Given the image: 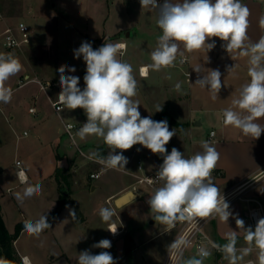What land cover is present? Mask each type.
<instances>
[{
    "label": "crops",
    "instance_id": "0c3cea01",
    "mask_svg": "<svg viewBox=\"0 0 264 264\" xmlns=\"http://www.w3.org/2000/svg\"><path fill=\"white\" fill-rule=\"evenodd\" d=\"M89 1L102 5L100 13H96L97 6L86 8L83 14L78 10L73 11L71 19L62 30L57 18L25 17L21 0H0V11L5 16L4 21L0 22V37L7 27L19 23L26 24L32 36L31 43L20 49L5 48L3 40L0 45V53H12L23 65L22 71L7 82V86L13 90L11 101L7 104L0 103V205L9 232L13 233L16 225L26 220L35 221L41 215L48 219L56 209L62 193V186L55 177L57 167L66 168L71 175L70 187L62 184L66 189L70 188L67 203L53 217L50 228L38 237L22 231L15 241L19 256L29 257L32 264H51V259L63 257L64 249L60 251L54 243L70 239L64 225L71 216L70 212L78 207L79 216L86 222L101 219L99 208L103 202L99 206V201L95 198H105V203L115 211L111 221L100 222L106 239L122 236V233H126V228L131 232L126 233L130 242L132 239L154 237L147 234V230L139 229L146 220L149 226L154 225L153 214L147 203L152 194L148 188L141 186L138 192H134L137 197L120 208L115 205V200L131 192V186L137 176L141 175L137 167L139 158L144 165V172L149 173L159 170L163 156L153 154L137 144L122 152L128 160L125 170L108 169L89 159L93 152L107 156L111 151L102 139L89 136L81 140L75 135L74 142H70L63 130L66 123L77 124L78 129L82 127L87 122L84 110L63 108L57 112L52 105L61 91L58 71L61 66H66L65 75L80 78L78 86L81 90L85 87L83 77L86 74V63L82 56L77 59L74 54L83 42L90 43L93 49L110 42L126 44L124 55L118 58L133 67L138 87L133 99L140 103L141 116L151 117L155 121L166 120L169 130L175 129L176 135L166 145L168 153L175 147L185 157H190L203 151L200 143L202 140L209 141L216 148L219 160L211 178L229 204L232 216L227 223L219 217L210 218L204 224V230L220 245L227 242L229 233L237 231L236 247H247L244 231L237 227L236 219L244 221L245 229L252 228L247 212L255 203L250 200H257L264 207V132L258 139H253L243 135L239 129L222 123L223 110L232 107V100L238 98L241 85L250 80L247 58L240 57L238 53L229 54L223 47L225 42L213 37L207 41H215V47L211 51L185 52V57L189 59L187 65L178 66L176 62L175 67L161 71L149 70L146 77H141L139 69L152 62L150 53L156 47L157 37L162 34L156 24L158 10L141 8L139 0ZM242 3L250 10L247 35L250 41H258L264 36V29L259 25V19L264 15V0H242ZM230 55L235 58L232 59ZM234 66V70L228 72ZM70 67H74L76 71H67ZM196 68L201 71L196 72ZM208 69L219 70L221 73L222 87L215 100L207 89L195 84ZM185 71L191 73L189 81ZM34 79L47 84V88L42 90V84ZM177 83L181 84L180 91L175 89ZM157 105L162 106V111H156ZM32 107L36 108L35 113L30 112ZM258 122L264 124V119ZM18 128L23 129V132L15 137L17 144L14 146L13 137ZM212 131H215V136L210 138ZM24 132H28V135L25 136ZM24 139V144L19 145ZM116 151L119 154L122 150ZM10 152L15 156L12 165L6 161ZM17 161H21L26 172L27 184L20 183L16 177L19 169ZM98 171H102L100 178H91V174ZM6 173L13 183L3 189L1 183ZM36 184L41 185L39 194L24 198L23 201L16 198V194H22L25 187ZM73 190L79 191L78 201L73 199ZM87 190L90 191L91 198L86 197ZM84 197L87 199L86 204L83 202ZM10 198L12 202L9 201ZM111 224H115L120 230L119 235L110 233L108 227ZM179 232L180 229L176 226L171 232L165 233L164 226L160 224L159 233L155 237H164L168 246ZM55 250L60 255L47 260L49 254H56ZM211 252L216 264H228L222 252ZM256 256L257 252L253 249L239 264L249 260L258 263Z\"/></svg>",
    "mask_w": 264,
    "mask_h": 264
},
{
    "label": "clouds",
    "instance_id": "9594fccd",
    "mask_svg": "<svg viewBox=\"0 0 264 264\" xmlns=\"http://www.w3.org/2000/svg\"><path fill=\"white\" fill-rule=\"evenodd\" d=\"M139 2L141 8L158 10L156 24L162 33L150 53L152 62L140 68V76L146 77L149 70L175 67L178 56L179 63L183 64L185 52L211 51L215 41H207L213 37L219 38L225 42L223 47L229 54L238 53L240 57L247 58V74L250 77L248 82L241 85L238 98L232 100V107L223 110L222 123L239 129L245 136L258 139L264 132V124L258 122L264 119V36L258 41H250L247 35L249 8L242 0H163L162 4H158L157 0ZM259 25L264 29V15L260 17ZM126 47L125 43L110 42L93 49L90 43L83 42L74 53L75 58L82 56L86 63L83 90L78 86V76L65 75L66 66L59 68V103L64 109H83L87 116V122L75 135L81 140L89 136L103 140L111 151L107 156L93 152L89 159L108 169L125 170L128 160L122 152L137 144L163 156V163L156 174V179L162 184L154 189L147 203L152 218L164 226L165 233L171 232L177 224H186L189 229H194L200 220L206 218L219 217L227 223L232 216L230 206L211 178L219 152L206 140L200 142L203 151L190 157H185L175 147L170 153L167 152L166 145L176 135L175 129L170 131L166 120L155 121L151 117L141 116L140 103L133 99L138 92L133 67L118 58L124 55ZM234 68L230 67L228 72ZM22 69L23 65L12 53H0V103L11 101L13 90L7 86V82ZM194 70L198 73L201 71L199 68ZM67 71L75 72L76 69L70 67ZM195 84L207 89L215 100L222 87L221 73L208 69ZM175 89L180 91L181 84L177 83ZM156 111H162V106L157 105ZM117 149L122 151L117 154ZM16 177L22 184H27L28 178L23 169L16 173ZM40 192L41 185H28L22 194H16V198L23 201ZM70 215L74 219L75 211L72 210ZM99 215L107 223L115 211L105 207L100 209ZM236 225L244 231L247 247H236L237 231L229 233L223 245L213 243L212 247L223 253L228 264H239L244 256L255 249L256 261L264 264V218L258 220L254 230L251 227L245 229L242 219H236ZM48 228L50 224L45 215L35 221L24 222V230L32 236L38 237ZM109 231L116 234L117 228ZM191 234L190 230H186L167 246L172 264H204L205 258L210 255L207 247L200 246L195 256L184 258V250L192 243ZM93 247L109 249L111 241L102 239ZM77 261L78 264H116L108 251L91 254L85 250L78 255ZM0 264L11 262L0 258ZM22 264L32 262L25 256L22 257ZM248 264L256 262L250 260Z\"/></svg>",
    "mask_w": 264,
    "mask_h": 264
},
{
    "label": "rangeland",
    "instance_id": "374dc122",
    "mask_svg": "<svg viewBox=\"0 0 264 264\" xmlns=\"http://www.w3.org/2000/svg\"><path fill=\"white\" fill-rule=\"evenodd\" d=\"M23 5V14L25 17L29 18H47V17H54L57 18L60 22L61 29L63 30L64 26L67 24L66 22L69 21L71 18V14L73 11H81L83 14L85 9L88 7L97 6L96 13H100V9L102 7L101 4H97L96 1H89V0H21ZM84 16V15H83ZM69 17V19H66ZM2 37H0V45H2ZM86 115V114H85ZM87 118V116H86ZM162 119H165V116H162ZM77 125V124H76ZM23 129L18 128L15 136L13 137V144L14 146L17 144L16 136L19 133H22ZM26 139L19 142V145L24 144ZM77 141V137H76ZM69 142V141H68ZM67 142V143H68ZM70 142L72 140L70 139ZM6 161L9 165L14 164L15 156L12 152H10V156L6 157ZM3 182L1 183V187L6 189L12 185V178H10L7 173L4 175ZM3 191V190H2ZM1 191V192H2ZM73 199L74 201H78L80 199L79 191L73 190ZM90 191H86V197L91 198ZM7 196V193H6ZM84 197L85 204L87 203V199ZM8 197H6L7 199ZM94 199V198H92ZM99 201V206L101 208H105L109 206L105 203V198ZM12 202L11 198L9 199ZM74 209V208H73ZM79 208H75L76 217L74 220L73 217L69 214L67 217L68 220L65 222L66 232L68 233L70 239L66 242L61 241L54 243L55 246L60 248V251L64 249V256L56 259H51V264H71L74 262L78 264L77 258L78 255L87 250L91 254H99L101 251H108L111 253L113 258L116 260V264H163L164 258L166 255V247H167V240L164 237H155L157 233H159L160 224L156 223L154 220L153 224L149 226V222L146 220L140 227V230H147L146 233L153 235V238H138L132 239V242L129 240V235H126L128 228H126V233H122V236L117 238H107L111 241V247L109 249H101L93 247L94 244L98 243L102 239H106L104 233L101 230L100 222L101 219L88 220L87 222L83 220L81 216H79ZM53 217H48L47 222L51 224ZM63 225V224H62ZM180 229V224H177ZM149 227H151L149 229ZM15 231V230H14ZM56 251V250H55ZM210 255L205 258L204 264H216L214 259L213 253L209 250ZM62 254V253H61ZM58 250L56 254L52 253L49 254L47 260L51 257L59 256ZM196 255V252L193 247L189 248L185 258H191Z\"/></svg>",
    "mask_w": 264,
    "mask_h": 264
},
{
    "label": "built area",
    "instance_id": "2783aa9c",
    "mask_svg": "<svg viewBox=\"0 0 264 264\" xmlns=\"http://www.w3.org/2000/svg\"><path fill=\"white\" fill-rule=\"evenodd\" d=\"M158 4H162L163 1L162 0H157ZM5 16L4 14L0 11V22L4 21ZM2 39H3V45L5 48L9 49V50H15V49H20L23 46L30 44L32 41V36H31V31L29 30V28L27 27L26 24L24 23H19L18 25L15 26H10L7 27L6 30L2 33ZM180 57L178 56L177 58V65L178 66H185L189 63V59L187 57H185V62L183 64L179 63ZM140 71V69H139ZM185 76L187 78V80L189 81L191 78V73L189 71H185ZM34 81L38 82L39 84H42L40 80L38 79H34ZM47 84H42V90H45L47 88ZM54 109L59 112L63 109V105H61L59 103V100L57 98L56 101H54L52 103ZM30 112L35 113L36 112V108L32 107L30 109ZM78 129V126L74 123H66L64 125L63 130L67 133V135L69 136V138L74 142L75 139V133L76 130ZM24 135H28V132H24ZM215 136V131H212L210 134V138H213ZM137 167L139 172L141 173V175L137 176L134 184L131 186V191L133 192H138V190L140 189L141 186H144L146 188H148L151 192L154 191L155 188L160 187L162 182L156 179V174L158 171L156 172H149L146 173L144 172V165L142 163V160L139 158L137 161ZM16 165L18 166V171H20L22 168V163L21 161H17ZM24 170V169H23ZM25 171V170H24ZM26 173V172H25ZM102 174V171H98V172H94L91 174V178L94 179H98L100 178ZM19 180V179H18ZM20 182V181H19ZM21 183V182H20ZM11 190H9L10 192ZM249 201V200H248ZM253 201L255 204L253 206H251L248 209L247 212V218L251 223L252 229H255V226L258 222L259 219L264 218V207L263 205L257 201V200H250ZM210 218H206L203 220L199 221V224L194 228V229H189V226H187L186 224H180V233L186 231V230H190L191 231V245L184 250V258L186 256V253L188 251L189 248L193 247L195 252L197 253V249L200 246H205L207 247L208 250H212L216 253H221L219 250H217L216 248L212 247L214 242L206 233L204 230V224L206 223L207 220H209ZM115 226V224H111L108 228L109 230H112V227ZM120 231V230H119ZM111 233V232H110ZM121 232L116 233V234H112V235H119ZM217 244V243H216ZM250 261V260H249ZM249 261L244 262L243 264H248ZM253 261V260H251ZM255 262V261H254ZM163 264H172L171 259L168 255V252H166L165 258H164V262ZM256 264H258L256 262Z\"/></svg>",
    "mask_w": 264,
    "mask_h": 264
},
{
    "label": "trees",
    "instance_id": "16d2710c",
    "mask_svg": "<svg viewBox=\"0 0 264 264\" xmlns=\"http://www.w3.org/2000/svg\"><path fill=\"white\" fill-rule=\"evenodd\" d=\"M176 125L180 126L179 123L174 122ZM57 182L62 186L61 195L58 199L56 209L50 214V217H55L59 214L62 208L65 206L68 200V193H70V188L66 189L65 186L70 187L71 175L67 173V169L63 167H57L55 174ZM64 184V185H62ZM24 230V222L16 225L15 231L10 233L6 227L5 221L3 219L1 205H0V258H4L11 262V264H22V258L19 256L17 249L15 247V241L19 238L20 234Z\"/></svg>",
    "mask_w": 264,
    "mask_h": 264
},
{
    "label": "water",
    "instance_id": "95a60500",
    "mask_svg": "<svg viewBox=\"0 0 264 264\" xmlns=\"http://www.w3.org/2000/svg\"><path fill=\"white\" fill-rule=\"evenodd\" d=\"M99 43H101V42H99ZM136 197H137V195L133 191H131V192H129V193L117 198L115 200V205L118 208H120V207L124 206L125 204H127V203L131 202L132 200H134Z\"/></svg>",
    "mask_w": 264,
    "mask_h": 264
},
{
    "label": "bare ground",
    "instance_id": "6f19581e",
    "mask_svg": "<svg viewBox=\"0 0 264 264\" xmlns=\"http://www.w3.org/2000/svg\"><path fill=\"white\" fill-rule=\"evenodd\" d=\"M117 227H116V225L115 226H113L112 227V230H115ZM120 231H119V229H117V231H116V233H119Z\"/></svg>",
    "mask_w": 264,
    "mask_h": 264
}]
</instances>
